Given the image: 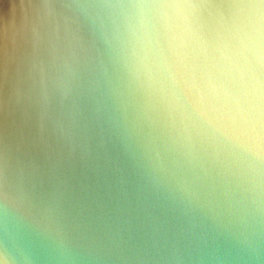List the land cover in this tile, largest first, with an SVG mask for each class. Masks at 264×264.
<instances>
[{
	"label": "water",
	"instance_id": "1",
	"mask_svg": "<svg viewBox=\"0 0 264 264\" xmlns=\"http://www.w3.org/2000/svg\"><path fill=\"white\" fill-rule=\"evenodd\" d=\"M0 264H264V0H0Z\"/></svg>",
	"mask_w": 264,
	"mask_h": 264
}]
</instances>
